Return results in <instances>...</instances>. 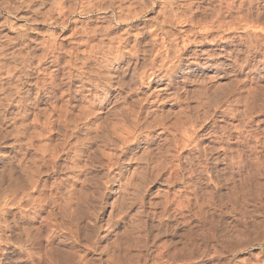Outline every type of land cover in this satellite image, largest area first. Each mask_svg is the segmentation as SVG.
<instances>
[{
	"label": "rangeland",
	"instance_id": "obj_1",
	"mask_svg": "<svg viewBox=\"0 0 264 264\" xmlns=\"http://www.w3.org/2000/svg\"><path fill=\"white\" fill-rule=\"evenodd\" d=\"M111 1L79 0L87 10L70 13L60 0H0V264L261 262L264 240L262 227L256 225L262 214L255 184L257 177L264 180V169L260 171L261 163L256 158L260 165L253 164L252 158L264 159V103L259 97L264 92V0L194 1L207 7L198 9L196 19L209 18L215 9L226 13V2L235 3L233 15L239 18L241 13V22L249 23L250 29L213 31L208 37L190 35L196 42L183 50L181 70L174 76L180 99L157 102V115L152 112L151 98L159 76L167 70L157 71L153 79L148 61L158 48L153 39L159 33L157 15L161 16L164 3ZM118 13L130 18L113 29L116 35L128 37L121 51L127 57L115 64L119 52L114 51L105 64L96 55L108 50L109 40L102 33L92 34L90 42L101 45L103 40L105 48L99 55L89 54L85 71L96 72L90 77L95 79L93 84L99 82L91 92L89 75L81 79V69L71 65L88 56L82 50L85 45L79 43L86 36L70 34L106 27ZM191 27L174 23L167 28L176 35ZM215 36L221 47L231 51L230 57L212 58L222 62L220 72L201 62L189 74L187 57L194 50L220 53L212 42ZM99 72L105 76L100 78ZM53 74L60 84L57 91L51 85ZM183 75L190 79L182 80ZM207 86L212 95L221 96L214 102L223 101L214 105L212 101L204 108L201 95ZM68 87L71 95L61 94ZM254 88L257 96L260 93L257 98ZM90 98L111 103L100 108L97 100L93 114L81 120L79 114ZM223 103L231 104L234 113L223 117L215 108ZM176 114L181 120L191 116L199 123L189 141L182 143V131L167 128ZM123 128L135 132L128 143H124ZM214 129L219 136L209 139L205 133ZM135 169L143 176L132 172ZM134 184L141 187L136 190ZM195 237L200 239L192 246Z\"/></svg>",
	"mask_w": 264,
	"mask_h": 264
},
{
	"label": "bare ground",
	"instance_id": "obj_2",
	"mask_svg": "<svg viewBox=\"0 0 264 264\" xmlns=\"http://www.w3.org/2000/svg\"><path fill=\"white\" fill-rule=\"evenodd\" d=\"M60 1H62L61 2V4L63 5V7H64V3H69L68 1H70V0H60ZM78 1L79 0H74V2L72 1V3L69 5V6H65L64 8H68L69 9V11H70V13L72 12L73 13V11H78L79 9L78 8H80V12H81V10H82V13H83V10L84 11H86L87 10V8H88V6H86V5H84L85 3H78ZM83 1V0H82ZM103 1V0H102ZM108 1V0H107ZM111 1V0H110ZM113 1V0H112ZM111 1V2H112ZM120 1V0H119ZM122 1V0H121ZM163 1V7L161 8V10H159V13H161L162 12V14H161V16H159V15H157L158 16V32L159 33H157L156 34V39H153L155 42H154V44L155 45H157L158 46V48L157 47H155V49H156V51H155V53L154 54H152L154 57L150 60V61H148V62H150V64H151V67H152V71L153 72H151V75H150V77H153V79L154 78H156L155 76H156V72L157 71H160V70H167V72H166V74L164 75V76H159V79H158V83H157V86H156V90H155V92H154V94H153V98H151V100H152V107H153V111L152 112H154V113H156V115H157V110H158V107H154V106H156L159 102L160 103H165V101H167V100H169V99H174V98H177L178 96H179V93L177 92V90H175L176 89V84H175V78H174V76L177 74V72L178 71H180L181 70V66H180V62L182 61V56H181V54H182V52H183V50L185 49V48H187L191 43H193V42H196V39L195 38H193V39H195V41H192L193 39L192 38H190V35H192L193 33H196V34H198V33H201V34H205V35H207V36H205V37H208V34H212V32L213 31H217V33H218V31H219V34H220V32H224V31H227V30H232V31H234V30H249L250 29V25L248 26V24H244L243 22H241L242 21V19H243V17L241 16V13H240V15L238 16L239 18H237L235 15H233V11H235L234 9L238 6H236V5H233V4H235V3H231V2H226L227 3V12L226 13H223V11H222V8L221 9H215V10H212V14H211V16L209 17V18H203V19H196L197 18V11H198V9H207V7H205V6H202V5H199L198 3L196 4L194 1H197V0H174V1H172V0H162ZM198 1H200V0H198ZM197 1V2H198ZM242 1V0H241ZM91 2V1H90ZM201 2H203V1H201ZM200 2V3H201ZM243 2H244V0H243ZM51 3V2H50ZM117 3V2H116ZM193 3L194 4H196L198 7H193ZM109 4H110V2H109ZM115 4V3H114ZM122 4V3H121ZM220 4H222V3H220ZM242 4H244V3H241V5H240V7L242 6ZM87 5H90V4H87ZM95 5V4H94ZM117 5H119V4H117ZM156 5V3H154L153 2V7ZM59 6H60V4H59ZM100 6V5H99ZM116 6V5H115ZM122 6V5H121ZM121 6H119L120 8H121ZM130 6V5H129ZM195 6V5H194ZM61 7V6H60ZM63 7L62 8H60V9H63ZM101 7V6H100ZM103 7V6H102ZM219 7V6H218ZM217 7V8H218ZM91 10L93 9V7L91 8V6L89 7ZM120 8H118V10L117 11H121L122 12V10L123 9H125V8H127L126 6L125 7H123V9L121 10ZM78 9V10H77ZM100 9H104V8H100ZM112 11H114L115 9H116V7H112ZM130 9V8H129ZM159 9V8H158ZM210 9V8H209ZM243 9V8H242ZM64 10V9H63ZM63 10L62 11H60V13H61V15H62V12H63ZM237 10V9H236ZM238 10H240V9H238ZM50 11V10H49ZM105 11V10H104ZM124 11V10H123ZM132 11V10H131ZM108 12V11H107ZM120 12V13H121ZM134 12V11H133ZM132 12V13H133ZM156 12H158V11H156ZM239 12H241V11H238V14H239ZM87 14H89V13H87ZM119 14V13H118ZM117 14V15H118ZM123 14V13H122ZM125 14V13H124ZM135 15V14H134ZM138 15V14H137ZM136 15V16H137ZM21 16V15H20ZM98 16V15H97ZM125 16V15H124ZM128 16H129V14H128ZM156 16V17H157ZM34 17V16H33ZM126 17V16H125ZM131 17V16H130ZM155 17V16H154ZM203 17H206V16H203ZM242 17V18H241ZM127 18H129V17H126V18H124L122 15H118L116 18H115V16L113 15V22H112V20H111V22H110V24L108 25V26H102V27H95V28H93V29H89V28H86V29H82V30H79V31H77V30H73L74 32H72V34H70V36L72 35V37L73 36H75L76 34H79L78 32H82V34L84 35V36H86V38L84 39L83 37H82V39L79 41V43L81 44L82 43V45H85V49H82L83 50V53H84V55H85V53L86 54H88V56L87 57H84V58H78L79 59V62H75L74 64H71V65H73L74 67H79L78 69H81V74L79 75V77L81 78V79H83L86 75H89V76H86V80H88V82L92 85V88H89L88 90H90L91 92L93 91V89L94 88H98L99 87V82H96V84H93V83H95V79H93V77H90V75H92V74H95L96 72H94V73H92V72H90L89 70L87 71H85V69L88 67V62L90 61V59H89V54H93V56L94 55H96V53L95 52H99V50L100 49H104L103 47H102V45H103V43H105L103 40H100L102 43H101V45L99 44V45H96V44H94L93 42H90V36H92V34H93V36L95 35V37H96V35H100L101 33H102V36L103 35H105L107 38H108V40L109 41H107V43H108V50H104V51H102L101 52V54L99 55V53H98V55L99 56H97L96 55V57H100L101 59H103L102 60V62L103 61H105V64H106V62H108V61H110V59H109V56H111V53H113L114 51H115V53H116V51H118L119 53L117 54V56L116 57H114V56H111V57H114V59H113V63H115V64H119V63H121L122 61H124V59L127 57V52H121V51H123V49L124 48H126L125 47V44L127 43V40H128V37H123V35H116L115 33H113V29H114V27L116 26V25H122V23H124L126 20H128ZM130 19V18H129ZM157 19V18H156ZM49 21V20H48ZM63 21V20H62ZM64 22V21H63ZM94 22V21H93ZM253 22V21H252ZM174 23H185V24H191L192 25V27L188 30V28H186V29H184L183 31H184V33L183 34H176V35H174L167 27H168V25L169 24H174ZM243 23V24H242ZM260 23V22H259ZM85 24V23H84ZM87 24V23H86ZM65 25V24H64ZM187 26V25H186ZM25 27V26H24ZM79 27V26H78ZM188 27V26H187ZM63 28H66V26H63ZM26 29V28H25ZM75 29V28H74ZM76 29H77V27H76ZM79 29V28H78ZM156 29V30H157ZM180 30V29H179ZM263 30H264V28H263ZM130 31V30H129ZM137 31V30H136ZM182 31V32H183ZM128 32V31H127ZM138 32V31H137ZM190 34H189V33ZM147 33V32H146ZM215 33V32H214ZM91 34V35H90ZM115 34V35H114ZM125 34V33H124ZM128 34V33H127ZM203 34V35H204ZM223 34V33H222ZM221 34V35H222ZM198 35H200V34H198ZM197 35V36H198ZM215 35V34H214ZM251 35V34H250ZM154 36V35H153ZM194 36V35H193ZM213 36V35H212ZM217 36V35H216ZM216 36H215V38H216ZM203 37V36H202ZM52 38V37H51ZM55 38V37H54ZM201 38V37H200ZM210 38V37H209ZM215 38H211L213 41V44H215L216 46H219V48H220V53H217L216 51H214V52H210L211 50H203V49H198V50H194L193 51V55L191 54L190 56H188L187 58H188V60L187 61H189L188 62V64H187V72L190 74V72L192 71V66H195V65H200V63L201 62H203L202 64H205V68H212V70L211 71H213V72H215V73H217L219 70H221V67H222V62L220 63H218V62H215L214 60L212 61V58L213 57H215V56H217V55H219L220 57H223V58H227L228 56L230 57V54H231V51L230 50H227V49H225L224 47H221V44H219V43H217V38L215 39ZM222 38V36H220L219 37V39H221ZM235 37H232L230 40L232 41V39H234ZM160 39V41L158 42V40ZM211 39H210V41H211ZM75 40V39H74ZM214 40H216V42L214 41ZM222 40V39H221ZM264 40V39H263ZM201 41V40H200ZM220 41V40H219ZM218 41V42H219ZM158 42V43H157ZM223 42H224V40H223ZM250 42V41H249ZM77 43H78V41H77ZM97 43V42H96ZM143 43V42H142ZM153 43V42H152ZM255 43V42H254ZM127 45V44H126ZM147 45V44H146ZM256 45V44H255ZM105 46V45H104ZM224 46V45H223ZM100 47H102V48H100ZM124 47V48H123ZM55 48V47H54ZM76 48V47H75ZM150 48V47H149ZM228 48V47H227ZM259 48V47H258ZM20 49V48H19ZM46 49V48H45ZM128 49V48H127ZM136 50V49H135ZM151 50V49H150ZM71 51V50H70ZM152 51V50H151ZM235 51V50H234ZM49 52V51H48ZM68 52V51H67ZM72 52V51H71ZM145 52H146V49H145ZM133 53V52H132ZM147 53V52H146ZM205 55V56H204ZM136 57H138V53H137V56ZM99 58V59H100ZM75 59V58H74ZM96 59V58H95ZM128 59V58H127ZM141 59V58H140ZM175 60H179V63L178 62H176V63H178V64H175ZM30 61V60H29ZM53 61V60H52ZM55 61H58V59L56 58V60ZM227 61V60H226ZM59 62V61H58ZM100 62V61H99ZM224 62V61H223ZM126 63V62H125ZM184 63V62H183ZM68 64H69V62H68ZM104 64V63H103ZM231 64V63H230ZM14 65V64H13ZM50 65V64H49ZM108 65H109V63H108ZM111 65H114V64H111ZM182 65V64H181ZM3 66V65H2ZM229 66V65H228ZM14 67V66H13ZM157 69V70H156ZM9 70V69H8ZM62 70V69H61ZM194 70V69H193ZM185 71V70H184ZM132 72V71H131ZM164 72V71H163ZM186 72V73H187ZM193 72V71H192ZM220 72V71H219ZM67 74H68V72H67ZM98 75H99V77L101 78V76H105V74H101L100 72L99 73H97ZM110 74V73H109ZM158 74V73H157ZM131 75V74H130ZM187 75V74H186ZM17 76V75H16ZM94 76V75H93ZM97 76V75H96ZM158 76V75H157ZM98 77V76H97ZM144 77H145V75H143L142 77H141V79L143 78L144 79ZM183 77V79L182 80H184V81H186V80H189L190 78L188 77V76H185V75H183L182 76ZM221 77V76H220ZM71 78H72V76H71ZM105 78V77H104ZM235 78V77H234ZM181 79V78H180ZM18 80V79H17ZM73 79H71V81H72ZM156 80V79H155ZM241 80V79H240ZM97 81H98V79H97ZM122 81V80H121ZM183 81V82H184ZM236 81V80H235ZM156 82V81H155ZM234 83V82H233ZM175 84V85H174ZM51 85L53 86V88H54V90H58L59 89V87H60V84L58 83V76L56 75V74H53L52 76H51ZM259 86V85H258ZM10 87V86H9ZM18 87V86H17ZM183 87V86H182ZM185 88V87H184ZM211 88V87H210ZM209 88V86H207L206 88L204 87V90H203V92H202V100H201V106H203L204 108L205 107H207V106H209L208 104L210 103V102H212L213 100H215V99H220V97L218 96V95H212L211 94V92H210V89ZM83 89V88H82ZM177 89H180V88H178L177 87ZM1 90H3V89H1ZM248 90V89H247ZM4 91V90H3ZM202 91V90H201ZM71 93H72V89H71V87H68L67 89H65V90H63L62 92H61V94H63V95H71ZM183 93V92H182ZM217 93V92H216ZM242 93V92H241ZM252 93H255L256 94V92H255V88H254V91L252 92ZM260 93H263V94H261L260 95ZM259 93V91H258V96L260 97V98H262V100H263V103H264V92H260ZM23 94V93H22ZM239 94V93H238ZM249 94V93H248ZM254 94V96H256V98L258 97L257 96V94L255 95ZM103 95V94H102ZM263 95V97H261ZM56 96V95H55ZM251 97H253V94H252V96ZM251 97H249L250 99H252ZM106 99V98H105ZM105 99H104V101H105ZM178 99H180L179 97H178ZM98 99L97 98H90V99H88L87 100V104H85L84 106H83V111H82V113H80L79 114V118L82 120V119H88L92 114H93V110H94V107L96 106V101H97ZM100 100H102V99H99L98 100V102H97V104L100 106V108H103L104 107V105H106L107 104V102H109L108 103V105H110V101H105V103L103 102V101H100ZM176 100V99H175ZM217 100V101H218ZM252 100H254V99H252ZM173 101V100H172ZM217 101H215V102H217ZM220 101V100H219ZM218 101V102H219ZM223 101V100H222ZM221 101V102H222ZM238 101V100H237ZM256 101H257V99H256ZM259 101V100H258ZM257 101V102H258ZM158 102V103H157ZM176 102H177V100H176ZM214 101H213V105H214V103H215ZM218 102H217V104H218ZM221 102H219V103H221ZM254 102V101H253ZM256 102V103H257ZM157 103V104H156ZM170 103V102H169ZM239 103V102H238ZM255 103V102H254ZM253 103V104H254ZM225 103H223L222 105H217V107H215V108H218L217 109V111L219 110L221 113H222V116L223 117H225V116H227V115H231L232 113H234L233 111H234V109H232V107L229 105V104H225ZM252 104V105H253ZM259 104H260V102H259ZM1 105V104H0ZM160 105V104H159ZM171 105V104H170ZM248 105H249V103H248ZM255 105V104H254ZM172 106V105H171ZM216 106V105H215ZM256 106V105H255ZM260 106V107H259ZM258 106V104H257V108H258V110L260 111L261 109H263V108H261L262 106L264 107V105H259ZM200 107V106H199ZM55 108V107H54ZM122 108V107H121ZM134 108V107H133ZM249 108L250 109H252L253 110V108H254V110L256 109V107H251V106H249ZM249 108H246V109H249ZM57 109V108H56ZM76 109V108H75ZM182 109V108H181ZM208 109V108H207ZM236 110V109H235ZM257 110V111H258ZM66 111V110H65ZM180 111V110H179ZM184 110H181V113L183 112ZM258 111V112H259ZM44 112V111H43ZM51 112V111H50ZM56 112V111H55ZM117 112V111H116ZM162 112V111H161ZM254 112V111H253ZM252 112V113H253ZM261 112V111H260ZM18 113V112H17ZM52 113V112H51ZM62 113V112H61ZM130 113V112H129ZM181 113H179V114H181ZM150 114H151V112H150ZM178 114V115H179ZM184 114H186V113H184ZM213 114V113H212ZM249 114V113H248ZM37 115V114H36ZM145 115V114H144ZM166 115V114H165ZM189 115V114H188ZM191 115V114H190ZM221 115V114H220ZM132 116V115H131ZM180 116H183V114H181ZM187 116V115H186ZM208 116V115H207ZM210 116V115H209ZM248 116H250V114L248 115ZM47 117V116H46ZM145 117V116H144ZM184 117H185V115H184ZM250 117H252V116H250ZM3 118V117H2ZM158 118V117H157ZM169 118V117H168ZM187 118H189L188 119V121H187V119L186 118H184V119H186V121L185 120H181L178 116H177V114H176V116L174 117V121L172 122H170L169 124H171V125H168L167 126V128L170 126L171 127V129H174L175 131L177 130H179V131H182V134H183V137L185 138V140H180L182 143L183 142H186V140H190V138L191 137H193V135L194 134H196V129H197V127H198V124H196V122L193 120V118H191V116H187ZM117 119V118H116ZM182 119H183V117H182ZM67 120H69V119H67ZM122 120V119H121ZM171 120V119H170ZM196 120V119H195ZM45 121V120H44ZM44 121H43V123H44ZM63 121V120H62ZM70 121V120H69ZM155 121H157V120H155ZM185 121V122H184ZM53 122V121H52ZM153 122V121H152ZM158 122H160V121H158ZM158 122H157V124H158ZM188 122V123H187ZM248 124V123H247ZM257 125V124H256ZM121 126V125H120ZM136 126V125H135ZM70 127V126H69ZM162 127H164V126H162ZM200 127V126H199ZM245 127V126H244ZM248 127V126H247ZM246 127V128H247ZM42 128V127H41ZM111 128V127H110ZM134 128V127H133ZM245 128V129H246ZM123 129H126V130H124L123 131V133L122 134H126L125 136H123L124 137V143H128L132 138L131 137H134V133L135 132H133V129H130L129 130V128H123ZM212 129V128H211ZM45 130V129H44ZM52 130V129H51ZM97 130V129H96ZM205 130V129H204ZM247 130V129H246ZM245 130V131H246ZM135 131V130H134ZM171 131V130H170ZM247 131H249V130H247ZM246 131V132H247ZM257 131V130H256ZM118 132V131H117ZM119 133V132H118ZM250 133V132H249ZM207 134V136H208V138L209 139H213V137H218L219 135H217V130H209V131H207L206 133H205V135ZM257 134V133H256ZM88 135V134H87ZM147 135V134H146ZM154 135V134H153ZM229 136V135H228ZM250 136V135H249ZM251 136H255V134H253V135H251ZM258 137H256V138H258L259 139V136L260 135H257ZM264 136V135H263ZM121 137V136H120ZM238 137V136H237ZM236 137V138H237ZM244 137V136H243ZM245 137H247V136H245ZM221 139V138H220ZM219 139V140H220ZM246 139V138H245ZM244 139V142L246 141ZM171 140V139H170ZM214 140V139H213ZM240 140V139H239ZM261 140V139H260ZM260 140H258V141H260ZM60 141V140H59ZM187 141V142H188ZM211 141V140H210ZM247 141H248V139H247ZM256 141V140H255ZM252 143V142H251ZM263 143V142H262ZM99 144V143H98ZM237 144H238V142H237ZM257 145V144H256ZM255 145V146H256ZM264 145V144H263ZM219 146H221V145H219ZM254 146V145H253ZM262 146V145H261ZM212 147H214V146H212ZM216 147H218V145L216 146ZM223 147H225V146H223ZM222 146L221 147H219L221 150L223 149H226V148H223ZM259 147V146H258ZM211 148V147H210ZM253 148V147H252ZM254 148H256L257 149V147H254ZM51 149V148H50ZM181 149V148H180ZM203 149V148H202ZM219 149V150H220ZM237 149V148H236ZM60 150V149H59ZM168 150V149H167ZM175 150V149H174ZM213 150V148H211V150L210 151H212ZM215 150V149H214ZM229 150V149H228ZM243 150V149H242ZM231 151V150H230ZM255 151V150H254ZM103 152V151H102ZM107 152V151H106ZM169 152V151H168ZM143 156V155H142ZM162 156V155H161ZM256 156H258V155H256ZM264 156V155H263ZM138 157V156H137ZM216 157H218V156H216ZM259 157V156H258ZM258 157H253L252 159H253V161H254V163L253 164H258L257 163V160H256V158L259 160L258 162H260L261 163V165L260 164H258V165H260L261 167H260V171H262L261 170V168H263L264 169V159H259ZM254 158H255V160H254ZM138 159H140V158H138ZM142 159H143V157H142ZM165 159V158H164ZM168 159V158H167ZM217 159V158H216ZM243 159V158H242ZM249 159V158H248ZM70 160V159H69ZM141 160V159H140ZM244 160V159H243ZM251 160V159H250ZM132 161V160H131ZM218 161V160H217ZM252 161V162H253ZM239 162V161H238ZM243 162V161H242ZM252 162H251V166H252ZM158 163V162H157ZM225 163V162H224ZM235 163V162H234ZM245 163V162H244ZM155 165V164H154ZM202 165V164H201ZM236 165V164H235ZM239 165V164H238ZM143 167V166H142ZM253 167V166H252ZM255 167H259V166H255ZM144 168V167H143ZM247 168V167H246ZM256 169V168H255ZM258 170H259V168H258ZM257 170V171H258ZM28 171V170H27ZM145 171V170H144ZM143 171V172H144ZM30 172V171H29ZM132 172H136L138 175H140L139 177H141V173H142V171L140 170V172L139 171H137L136 169H135V171H132ZM238 172V171H237ZM259 172V171H258ZM258 172H256V173H258ZM133 173V174H134ZM140 173V174H139ZM145 173V172H144ZM143 173V174H144ZM255 173V172H254ZM253 173V174H254ZM255 173V174H256ZM24 174V173H23ZM259 174H260V172H259ZM262 174V173H261ZM260 174V175H261ZM16 176V175H15ZM133 176V175H132ZM143 176V175H142ZM207 177V176H206ZM261 177V176H260ZM259 177V178H260ZM263 177H264V175H263ZM223 178V177H222ZM233 178V177H232ZM258 177H257V179H258V181H256L257 183L255 184V185H259L258 187H259V191H258V193H256L257 194V197H258V202H259V205H260V209H261V214H262V217H261V219L262 220H259L260 222L258 223V224H256V225H259L258 227H262L261 229H263V237H262V239L264 240V180H262L261 179V181H259L260 179H259ZM144 179V178H143ZM256 180V179H255ZM24 183V182H23ZM165 183V182H164ZM222 183V182H221ZM137 185V184H136ZM146 185V184H145ZM254 185V184H253ZM34 186V185H33ZM134 186V188L137 190L138 188H140L141 186H139V187H135V184L133 185ZM138 186V185H137ZM17 187V186H16ZM5 188V187H4ZM236 188V187H235ZM9 189V188H8ZM209 189V188H208ZM2 190V189H1ZM133 190V189H132ZM136 190H133V191H136ZM145 190V189H144ZM9 191V190H8ZM5 194V193H4ZM133 194H136V193H133ZM1 196H2V194H1ZM15 196V195H14ZM40 196V195H39ZM12 201V200H11ZM10 201V202H11ZM13 202V201H12ZM246 202V201H245ZM183 204V203H182ZM216 206V205H215ZM214 206V207H215ZM231 207V206H230ZM205 208V207H204ZM245 208V207H244ZM141 209V208H140ZM252 211V210H251ZM70 212V211H69ZM256 212V211H255ZM72 213V212H71ZM137 214V213H136ZM141 214V213H140ZM169 215V214H168ZM165 217V216H164ZM117 223V222H116ZM172 226V225H171ZM253 226H255V224L253 225ZM213 227V226H212ZM137 228V227H136ZM233 228V227H232ZM138 229V228H137ZM128 230V229H127ZM201 231V230H200ZM207 231V230H206ZM225 231V230H224ZM189 235H191V234H189ZM194 235H196V234H194ZM125 236V235H124ZM144 236V235H143ZM28 237V236H27ZM207 237V236H206ZM261 237V236H260ZM131 238V237H130ZM137 238V237H136ZM194 238V237H193ZM198 238V237H197ZM196 237H195V239H194V241L192 240V242H191V244H192V246H194L195 245V242L196 241H198L199 239H197ZM127 239V238H126ZM135 239V238H134ZM133 239V240H134ZM239 239V238H238ZM125 240V239H124ZM221 240V239H220ZM262 240V241H263ZM239 241V240H238ZM139 242H140V240H139ZM264 242V241H263ZM23 245V244H22ZM126 245V244H125ZM138 245V244H137ZM187 245V244H186ZM113 246V245H112ZM185 246V245H184ZM183 246V247H184ZM205 246V245H204ZM52 247V246H51ZM103 248V247H102ZM197 248V247H196ZM203 248V247H202ZM243 248V247H242ZM42 249V248H41ZM52 249V248H51ZM107 249V248H106ZM200 249V248H199ZM184 250H186L187 251V249H184ZM197 250V249H196ZM243 250V249H242ZM107 251V250H106ZM175 251H177V250H175ZM179 251V250H178ZM190 251L191 252H193V251H195V249H194V247H191L190 248ZM239 251H241V249H239ZM34 252V251H33ZM58 252V251H57ZM110 252V251H109ZM191 252H189V253H191ZM200 252V251H199ZM75 253V252H74ZM187 253V252H186ZM194 253V252H193ZM38 254H39V252H38ZM81 254V253H80ZM207 254V253H206ZM210 254H211V252H210ZM46 255V254H45ZM79 255V254H78ZM208 255V254H207ZM39 256V255H38ZM75 256H77V255H75ZM118 256V255H117ZM158 256V255H157ZM192 256V255H191ZM49 257V256H48ZM82 257V256H81ZM193 257H195V256H193ZM75 258V257H74ZM158 258V257H157ZM178 258V257H177ZM22 259V258H21ZM50 259V258H49ZM110 259V258H109ZM113 259V258H112ZM131 259V258H130ZM18 261V260H17ZM114 261V260H113ZM155 261V260H154ZM127 262V261H126ZM52 264V263H51ZM257 264H264V259H262L261 260V262H258Z\"/></svg>",
	"mask_w": 264,
	"mask_h": 264
}]
</instances>
